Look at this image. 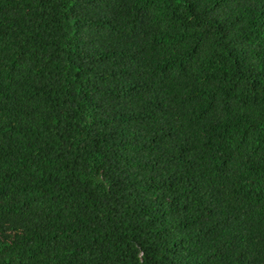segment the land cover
I'll return each mask as SVG.
<instances>
[{
  "label": "trees",
  "instance_id": "trees-1",
  "mask_svg": "<svg viewBox=\"0 0 264 264\" xmlns=\"http://www.w3.org/2000/svg\"><path fill=\"white\" fill-rule=\"evenodd\" d=\"M0 264H264V0H0Z\"/></svg>",
  "mask_w": 264,
  "mask_h": 264
}]
</instances>
